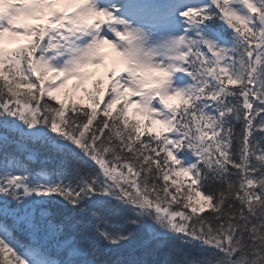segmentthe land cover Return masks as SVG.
Returning a JSON list of instances; mask_svg holds the SVG:
<instances>
[{"label":"snow or ice","instance_id":"obj_1","mask_svg":"<svg viewBox=\"0 0 264 264\" xmlns=\"http://www.w3.org/2000/svg\"><path fill=\"white\" fill-rule=\"evenodd\" d=\"M0 264H264V0H0Z\"/></svg>","mask_w":264,"mask_h":264},{"label":"rangeland","instance_id":"obj_2","mask_svg":"<svg viewBox=\"0 0 264 264\" xmlns=\"http://www.w3.org/2000/svg\"><path fill=\"white\" fill-rule=\"evenodd\" d=\"M24 42L25 41H24L23 38H19L18 40L9 43L7 46L8 47H16L19 43H24ZM104 51L106 53H109V54L111 53V49L108 46H105L104 47ZM87 71L94 73V75L91 76V77H89V79L86 82V85L85 86L87 88L90 86V82L89 81H91L92 79L102 78L105 81V83L107 82V77H106V74H105L106 73V69L103 66H91L90 65V66H88ZM67 83H75V79L72 78L71 81H68ZM80 94H81L80 97L82 98L81 100H83L81 102L82 103L83 102H86V100H87L86 99V96L84 94H82V91L81 90H77L75 93H71L70 92V95L73 96V97H77ZM157 127H159V126H157Z\"/></svg>","mask_w":264,"mask_h":264},{"label":"trees","instance_id":"obj_3","mask_svg":"<svg viewBox=\"0 0 264 264\" xmlns=\"http://www.w3.org/2000/svg\"><path fill=\"white\" fill-rule=\"evenodd\" d=\"M92 86V85H91ZM71 85L66 86V88L70 89ZM89 90H91V87H89ZM63 92V90L61 91V93ZM61 98H63L62 94H61ZM73 101H75L78 105H82V104H86L85 102L82 103L81 102V97L78 98H71ZM89 102V101H88ZM186 182H187V178L184 177L183 178ZM197 200H199V198H197Z\"/></svg>","mask_w":264,"mask_h":264}]
</instances>
